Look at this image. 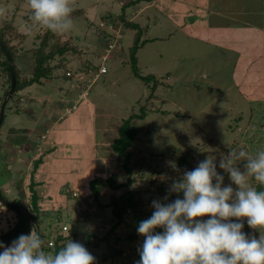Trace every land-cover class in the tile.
Here are the masks:
<instances>
[{
	"label": "rangeland",
	"instance_id": "rangeland-1",
	"mask_svg": "<svg viewBox=\"0 0 264 264\" xmlns=\"http://www.w3.org/2000/svg\"><path fill=\"white\" fill-rule=\"evenodd\" d=\"M129 1L131 0H72V30L61 35L53 33L48 47L53 48L54 43L60 42L70 44L77 51L66 54L70 60L67 67L54 69V74L45 79L44 83H35L25 88L8 102L5 122L0 129L1 157L3 144L11 145L5 133H12V130L23 133L31 125L28 113L23 110L27 101L37 102L38 115L46 104L63 109V113L57 112L58 126H54L52 134H58L63 141V149L59 150V153L63 152V163L59 165L63 168V179L67 176L74 178L64 183L61 189L62 213L56 212L62 206L61 203L51 202L50 198H46L47 195L42 197L41 211L49 213L41 217L38 227L43 233L51 231L53 236L62 233L67 238V243L71 239L82 243L96 258L95 264H137L140 260L139 247L145 239L137 231L139 223L128 215L125 223L116 228L110 241L100 240L98 247L87 244L92 234L99 238L105 236L114 222L110 207L102 209L97 206L90 189L89 177L91 180L96 176L107 178L118 172L121 174L118 181L126 180L123 161H119L117 155L109 150H98L102 146L98 139L102 135V124H105L104 131L108 129L118 135V130L115 129H119L124 119L132 114H141L143 109L148 112L147 116L134 119L138 135L132 148L134 153L130 164L134 170L135 182L129 188L119 190L106 187L101 195V201L108 203L112 196H119L129 189L136 193L148 213L155 210L152 207L154 200L170 203L173 202L170 196L182 194H169L170 185L185 171L195 169L209 155L215 159L217 171L224 176V186H227L232 182L229 174L219 167L220 159L228 155L231 149L234 152L245 150L252 154L264 149V117L254 124L256 129L261 128L262 133L249 132L248 129L252 126L249 124L251 105L237 88L240 84L237 83V76H233V54L222 52L215 44H206L184 34L174 25L169 16L171 11L167 13L172 0H168L169 4L165 0H142L126 6ZM124 5L128 19L134 20L143 28L142 39L145 43L136 56L138 73L147 76L145 80L134 74L130 62V47L134 43L136 30L126 27L120 20L117 27L104 23L110 13H123ZM0 7L8 9L6 17H0V30H4L6 39H10L17 47L20 56L18 54L16 62L22 67L23 75L26 73L31 76L32 51L40 45L39 35L46 29L32 23V10L28 0H2ZM161 9L164 11L159 13ZM101 26L104 28H100ZM105 31L109 32L107 37L103 35ZM110 34L118 37L116 48L109 44L114 37H110ZM119 39L123 42L121 50ZM107 48L111 53H107ZM22 54L24 62L21 60ZM0 57L3 58L1 54ZM59 62V56L53 60V64ZM101 66H105L108 71L100 73ZM68 69L71 70V76L66 75ZM6 80L7 76L0 66V104ZM154 81L160 83L154 97L148 99ZM85 90L87 96L81 99L79 96ZM88 105L92 107L91 112ZM239 116L242 118L238 121ZM92 124L97 128L93 129V133L90 128ZM89 137L94 141L88 140ZM37 139L41 140L40 137ZM32 140L30 139L29 145ZM33 150L35 149L26 145V151L21 153L20 159L31 156ZM93 152L94 162L89 159L90 163L87 164V158ZM188 152V158L182 161L181 158ZM6 155L12 157L11 151ZM237 163L243 169V162ZM34 165V159H29L24 162L21 171L14 172L11 167L8 170V165L0 160V188L4 196L18 200L28 210L32 209L30 180L34 177L32 173L38 171H33ZM83 169L86 172L80 180L78 173ZM44 181L47 188L50 181ZM252 183L256 186L254 180ZM232 186L237 187L234 184ZM69 193L71 197L68 196ZM3 208L0 207V230L6 213L12 215V219L16 217L15 210L8 208L10 211L5 210L4 213L1 212ZM208 218L210 217L203 219ZM233 221L246 224L247 218L242 221L233 218ZM159 230L164 231L162 228L155 231ZM243 231L249 237L255 236L257 239L261 235L259 230L251 227H243ZM118 234L123 238L116 242L115 235ZM131 236L136 237L130 240ZM90 241L96 240L91 238ZM118 249L122 250V254H116L115 250Z\"/></svg>",
	"mask_w": 264,
	"mask_h": 264
},
{
	"label": "clouds",
	"instance_id": "clouds-1",
	"mask_svg": "<svg viewBox=\"0 0 264 264\" xmlns=\"http://www.w3.org/2000/svg\"><path fill=\"white\" fill-rule=\"evenodd\" d=\"M28 4L35 26L57 35L72 30V0H28ZM7 12L0 7V17ZM212 157L170 185L169 194L183 193L182 199L152 202L154 212L137 228L145 237L137 264H264V149L255 154L231 149L223 156L219 167L232 182L227 186ZM237 161L243 162V169ZM233 218H247V224L260 231L259 239L249 237L244 224ZM157 228L164 231L156 232ZM43 245L34 231L21 234L11 246L0 242L4 249L0 264H95L89 250L72 239L56 253L46 252Z\"/></svg>",
	"mask_w": 264,
	"mask_h": 264
},
{
	"label": "crops",
	"instance_id": "crops-1",
	"mask_svg": "<svg viewBox=\"0 0 264 264\" xmlns=\"http://www.w3.org/2000/svg\"><path fill=\"white\" fill-rule=\"evenodd\" d=\"M165 3L169 4L168 0H165ZM168 8L167 13L171 11L169 16L174 21V25L188 37L206 44H215L220 47L222 52L233 54L235 59L233 76H237V83L241 86L240 88L238 85L237 88L251 105V122L249 124L252 126L248 130L251 133H262L261 128L256 129L254 124L264 117L262 115L264 113V0H172V4H169ZM163 11L161 9L159 13ZM184 18L187 19L184 20ZM86 96L87 94L84 95V97ZM25 105L26 108L23 110L28 113L31 125L23 133L15 130H12V133H5L8 136L7 141L11 145L3 144L0 160L8 165V170L12 169L14 172H19L24 168V162L34 159L33 171L36 169L38 171L32 173L35 178L31 177L30 184L32 181L35 182L34 188L40 196L39 206L44 199L42 197L47 195L46 198H50L51 202L61 203L62 206L56 211L60 214L63 211L61 189L64 183L74 178V176H67L63 179V168L59 166L63 163V152L60 151L59 153V150L63 149V141L58 134L57 136L52 134L54 126H58L56 123L57 112L63 113V109L60 110L57 106L54 108L46 104L43 107L45 109L38 115L36 101H27ZM88 110L92 111V107L89 105ZM104 125L102 124V130H100L102 135L98 138L102 146L98 150L103 148V150H109L112 154L117 155L111 149L112 140L117 135L112 131L109 132L108 129L104 131ZM94 127V124L90 127L92 133L93 129L97 130ZM37 137H40L41 140L38 141ZM30 139H33L31 145H29ZM88 140L93 139L89 137ZM26 145L35 149L33 150L34 153L20 159L21 153L26 151ZM8 151H11L12 157L15 156V158L7 156ZM95 153L97 152L95 151ZM93 154L94 152L87 158V164L90 163L89 159L93 161ZM85 172L83 169L78 173L80 180L83 179ZM10 177L12 178V175ZM45 179L50 181L47 188L45 187L47 185ZM89 179L91 181L90 177Z\"/></svg>",
	"mask_w": 264,
	"mask_h": 264
},
{
	"label": "trees",
	"instance_id": "trees-1",
	"mask_svg": "<svg viewBox=\"0 0 264 264\" xmlns=\"http://www.w3.org/2000/svg\"><path fill=\"white\" fill-rule=\"evenodd\" d=\"M0 1H2V0H0ZM138 1H142V0H131V1H129L128 4H126V6L129 4H136V2H138ZM145 1H151V0H145ZM123 9H124L123 13H120V14H116L113 12L110 13L108 15V18L106 16V18L104 19L106 21L104 23H107L110 26L113 25L114 27L115 26L117 27L118 20H120L121 22H123L126 25V27L133 28L136 30L134 43L130 47V56H131L130 62H131V66H132V70H133L134 74H136L138 77H143L145 80V79H147V76H141L138 73L139 72V65H138V59L136 56L138 50L145 43V40L142 39V35H143L142 29L143 28H141V26H139V24L137 22H135L134 20L128 19V14L125 11L126 10L125 5L123 6ZM100 28H104V27L101 26ZM108 34H109V32L105 31V33L103 35H105V37H107ZM52 35H54V34L49 30H46L43 34L39 35V38H41L40 39L41 40L40 45L32 51L33 68L31 71V76H28V74H26V73L24 74L26 76H24L23 75L24 71H23L22 67L19 65V63L17 64V62H16V60L18 58V54H19L17 47L14 46V44L10 41V39L9 40L6 39V36L4 34V30H0V40L3 42L5 48L8 50L9 54L11 55V58H12V61L14 64V72H15V76H16V90H15V93L13 94V96L10 98V100L13 99L14 96H17L19 94V92L24 90L25 88H27V87L35 84V83H39V84L44 83L45 79L50 78L54 74L53 73L54 69L57 68V69L61 70L63 67H67L70 60H69V58H67L66 54L70 51H73V50L77 51V49L72 47L70 44H67V43L61 44L60 42L54 43L53 48L48 47L49 42L52 39ZM109 36L110 37L114 36L112 38L113 42L112 43L110 42L109 44L114 45L116 48L115 43H116V40L118 37H116V35H114V34L113 35L110 34ZM119 41L121 44V46H120V50H121V49H123L122 48L123 42L121 43L120 39H119ZM48 48H50V49L48 50ZM107 49H109V48H107ZM119 51H116V52L118 54H120ZM0 54L3 56V58L0 57V66L7 76V80L5 81V86H4V88H5L4 95L1 96V99H2L1 103H2L7 92L11 88V73H10V68H9L6 52H5L4 48H2L1 45H0ZM19 56H20V54H19ZM21 56H22L21 60H23V62H24L23 54ZM58 56L61 58V62H59L58 64H53V60H55V58ZM88 69H91V67H88ZM107 71L108 70L106 69V71L104 73H106ZM68 73H70V74H68ZM66 75L67 76L72 75L70 69H68L66 71ZM159 83H160V81H154L152 83L153 85H151V87H150V92H149L150 95L148 96V99L154 97V92L157 90ZM19 97H20V95L18 96V98ZM1 105L2 104H0V108H1ZM147 114H148V112L145 111V109H143L141 114H132L128 119H124V122L121 123V125L119 126L118 135L116 136L113 143L111 144V146L113 147V151L117 154L118 160L123 161L122 165L124 168V176H126V180L123 182H119L118 178L121 176V174H119L118 172H114L110 176H108L107 178H103L101 176H96L89 183L92 194L95 197L94 199L97 202V206L99 208H102V209L110 207L111 213H112V221H114V222L112 224V228L102 238H99L97 235L92 234L89 237V240L87 242L88 245L98 247L100 240L110 241L111 237L115 233L116 228L125 223L126 217L128 215L131 216L134 221H136L137 223H140L142 220H145L148 216H151L153 213V212L148 213L147 210L144 209L140 199L136 196V193L133 191H129V189L119 196H112L108 203H103L101 201V195H102V191L104 188L109 187L112 190H119V189H122L125 187L129 188L135 182L134 170L130 164L131 158L133 157V153H134L133 152L134 150L132 148L134 147V143H135V140H136L137 135H138V129L135 127L134 119L137 117L147 116ZM5 118H6V114L4 116L3 122H5ZM238 118H239L238 119V121H239L242 117L239 116ZM236 145L237 144L235 143L234 146H236ZM188 155H189V152H188V154H186V156H183V158H181L182 161L187 159ZM34 187H35V182L32 181L30 184V192H31V196H30L31 201L30 202H31V207H32L31 210H28L27 207L22 205L16 199H14V200L9 199L13 203L22 206L24 211L23 212L14 211L15 216H16L14 219L11 218L12 215L10 216L9 213H6L7 214L6 216L4 214H1L2 216H5V220L2 223L3 225L1 224V227H3V228H1L2 230H0V242H3V244L5 246H11L12 241L17 239L21 234L30 235L32 233V231H34L38 235H40L41 238L43 239L44 250L46 252L56 253L59 250H61L67 244V240H66L67 238L61 232H60L61 234H57V235L53 236L52 232L49 231V232H45V233H48L47 235H45V233L41 232V229L37 228V226H39V224H38L39 220L41 219V217L43 218L44 216H46L47 213H43V211H41L40 206H39L40 196L38 195V193ZM0 190L2 192L1 188H0ZM2 194H3V192H2ZM74 194L77 195L76 192ZM68 196L71 197L70 193ZM170 197L173 199V201L176 198L182 199L183 193L180 194L179 196H170ZM164 203L166 204L167 202H164ZM1 204H0L1 208L5 207V209L3 208L4 210H1V212L5 213V210L10 211L8 209L9 208L8 206L3 204L2 202H1ZM10 209H12V208H10ZM44 214H46V215H44ZM249 227L250 226L247 223L244 224L245 229H249ZM159 232L162 233L161 230H159ZM47 236H48V239L46 240ZM74 236H76V234H74ZM115 236H116L115 237L116 242L121 241L123 238V236L120 234L115 235ZM135 237L136 236H131L130 240H134ZM91 238L95 239L96 241L91 242L90 241ZM49 242H53V244H49ZM141 247H142V245L139 247V249ZM3 250L4 249L2 247H0V252H2ZM115 252H116V254H122L121 249L115 250ZM138 254H139V252H138ZM139 256H140V254H139Z\"/></svg>",
	"mask_w": 264,
	"mask_h": 264
},
{
	"label": "water",
	"instance_id": "water-1",
	"mask_svg": "<svg viewBox=\"0 0 264 264\" xmlns=\"http://www.w3.org/2000/svg\"><path fill=\"white\" fill-rule=\"evenodd\" d=\"M0 45L2 46V48H4V50L6 52L7 59H8V64H9V68H10V73H11V88L7 92L5 98H4L3 102H2L1 109H0V128H1V125H2L3 120H4V116H5L6 106H7L10 98L13 96V94L15 93V90H16V76H15V72H14V64H13L11 55L9 54L8 50L5 48V46H4V44H3V42L1 40H0ZM0 200H1V202L3 204L8 206L9 208H12L15 211H18V212H23L24 211L22 206H20L18 204H15L12 201H10L9 199H7L2 194L1 190H0ZM37 228L39 229L38 226H37Z\"/></svg>",
	"mask_w": 264,
	"mask_h": 264
},
{
	"label": "built area",
	"instance_id": "built-area-1",
	"mask_svg": "<svg viewBox=\"0 0 264 264\" xmlns=\"http://www.w3.org/2000/svg\"><path fill=\"white\" fill-rule=\"evenodd\" d=\"M112 46V45H111ZM114 46V45H113ZM107 52L108 53H111V51H110V49H107ZM108 56V55H107ZM105 59H106V57H105ZM106 71V67H104V66H102L101 68H100V73H104ZM68 74H70V73H68ZM87 94V91L85 90L84 92H82L81 94H80V98H83L84 96L83 95H86ZM24 102H25V100H23ZM21 104H24V103H21ZM65 228V230L67 229L66 228V226L64 227ZM49 244H53V242H49Z\"/></svg>",
	"mask_w": 264,
	"mask_h": 264
}]
</instances>
